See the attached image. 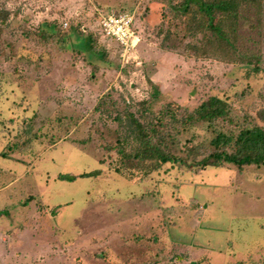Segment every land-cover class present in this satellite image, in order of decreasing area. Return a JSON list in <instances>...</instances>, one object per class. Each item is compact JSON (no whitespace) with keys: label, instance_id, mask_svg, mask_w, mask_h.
Segmentation results:
<instances>
[{"label":"rangeland","instance_id":"374dc122","mask_svg":"<svg viewBox=\"0 0 264 264\" xmlns=\"http://www.w3.org/2000/svg\"><path fill=\"white\" fill-rule=\"evenodd\" d=\"M182 1L0 0V264H264V166L202 168L212 127L159 120L219 95L264 126V0L242 8L236 52L204 53ZM122 10L141 35L126 58L86 37ZM130 114L183 162L136 157Z\"/></svg>","mask_w":264,"mask_h":264},{"label":"trees","instance_id":"16d2710c","mask_svg":"<svg viewBox=\"0 0 264 264\" xmlns=\"http://www.w3.org/2000/svg\"><path fill=\"white\" fill-rule=\"evenodd\" d=\"M260 0H183L176 6V13L181 17L184 25L197 24L204 33L208 32V40L203 41L202 47H196L197 53L214 47L237 51L235 46L237 35V24L244 6L257 7ZM8 11L0 9V17L7 18ZM42 36L50 38L55 33V27L42 26ZM82 35V34H81ZM206 36V35H205ZM87 42L97 38L93 33H87ZM212 37V40H210ZM211 52H214L211 50ZM153 92L148 99L141 104L145 105L149 99H155L159 87L150 80ZM131 121L135 126V137L138 141L136 157L156 158L162 163L173 164L183 162V158L175 154L172 146L174 139L170 140L168 134H164L156 125L146 124L130 114ZM170 118L171 121L180 122L184 127H193L196 124H207L212 127L214 136L210 140V153L200 160L202 168L213 166H227L235 164L238 167L248 165L264 166V126L257 122L249 123L234 118L229 102L219 95L209 96L196 109L182 116L180 119L171 108L163 110L160 123ZM221 123L220 126L218 123ZM181 131V129H179ZM123 144V143H122ZM203 145V144H202ZM201 144L188 146L190 153L201 151ZM208 149V148H207ZM119 151L125 154L123 147Z\"/></svg>","mask_w":264,"mask_h":264},{"label":"built area","instance_id":"2783aa9c","mask_svg":"<svg viewBox=\"0 0 264 264\" xmlns=\"http://www.w3.org/2000/svg\"><path fill=\"white\" fill-rule=\"evenodd\" d=\"M135 22V11L122 10L102 15L97 22L98 31L90 32L95 36L108 37L118 42L124 50L122 55L126 58L128 54L134 52L141 41V35L135 26Z\"/></svg>","mask_w":264,"mask_h":264}]
</instances>
